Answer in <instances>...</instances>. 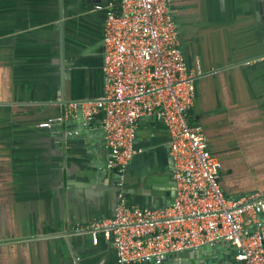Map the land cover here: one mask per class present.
Returning a JSON list of instances; mask_svg holds the SVG:
<instances>
[{
	"label": "crops",
	"instance_id": "crops-1",
	"mask_svg": "<svg viewBox=\"0 0 264 264\" xmlns=\"http://www.w3.org/2000/svg\"><path fill=\"white\" fill-rule=\"evenodd\" d=\"M109 1L62 0L61 71L59 0H0V264H118L110 241L74 231L115 212L100 115L87 124L79 109L66 114L69 103L103 93L105 12L95 4ZM169 6L188 67L204 72L188 121L203 127L221 162L224 193L264 192V0ZM58 113L51 128L40 126ZM133 145L131 170L145 171L149 189L129 200L165 206L174 189L166 128L141 118ZM228 247L194 259L171 254L163 264H235Z\"/></svg>",
	"mask_w": 264,
	"mask_h": 264
},
{
	"label": "built area",
	"instance_id": "built-area-1",
	"mask_svg": "<svg viewBox=\"0 0 264 264\" xmlns=\"http://www.w3.org/2000/svg\"><path fill=\"white\" fill-rule=\"evenodd\" d=\"M96 9L105 12L104 90L69 103L66 114L79 109L87 124L100 115L107 166L122 176L136 152L138 121L162 123L175 195L168 206L141 207L121 190L112 217L79 224L75 233H89L94 244L110 241L118 264H162L171 254L218 243L233 247L235 264H264V192L228 197L203 127L188 121L195 80L204 72L187 65L169 0H112Z\"/></svg>",
	"mask_w": 264,
	"mask_h": 264
},
{
	"label": "water",
	"instance_id": "water-1",
	"mask_svg": "<svg viewBox=\"0 0 264 264\" xmlns=\"http://www.w3.org/2000/svg\"><path fill=\"white\" fill-rule=\"evenodd\" d=\"M92 1V3H96L95 1L98 0H89ZM91 3V2H89ZM63 8H62V0H59V20H58V27H59V31H60V43H59V62H60V67H61V71L64 70L65 67V53H64V46H63V39H64V34H63V12H62ZM61 92H62V87H61ZM61 99H55L53 101H50L51 105H59L60 102H63V96L61 95L60 97ZM81 114V112H80ZM57 118H62V114L58 113L57 116H54ZM50 119H54V118H50ZM43 127V126H41ZM136 150V149H135ZM137 153V150L135 152V154ZM134 154V155H135ZM133 155V156H134ZM133 158V157H132ZM171 158V157H170ZM132 160V159H131ZM172 162V159H171ZM110 169V172L113 174V178L115 179V184H116V189L118 190V193L122 190L125 195L132 197L134 199V201L136 200H140V198L143 197L142 194H145L146 191L149 189V184L147 182V177L148 175L145 173V171L141 172V173H136L133 172L131 170V162L129 163L126 171L122 174L119 171H116L114 169ZM154 170H151L149 172V174H153ZM166 173H171L172 175V169H170V167H168L166 169ZM172 185L174 186L173 189V194L172 197L169 198L167 200V203L165 206H168L171 204L172 202V198L175 195V183L174 180L172 179ZM146 195V194H145ZM141 207H150L147 204L144 205H139ZM264 215V214H262ZM225 244V243H218L216 245L213 246H201L198 248H192V249H187L184 250L182 252L179 253H175V256L177 257V259L179 260H183V259H194L197 258L200 254H204V253H211V252H217L218 250L221 249V245ZM228 244H225V246H227ZM228 252L229 253H234L233 247L231 245H229L228 247ZM146 264H152V263H146ZM154 264V263H153ZM191 264H198L197 262L192 261Z\"/></svg>",
	"mask_w": 264,
	"mask_h": 264
},
{
	"label": "flooded vegetation",
	"instance_id": "flooded-vegetation-1",
	"mask_svg": "<svg viewBox=\"0 0 264 264\" xmlns=\"http://www.w3.org/2000/svg\"><path fill=\"white\" fill-rule=\"evenodd\" d=\"M97 10V9H96ZM165 262V261H164ZM163 264V263H162Z\"/></svg>",
	"mask_w": 264,
	"mask_h": 264
}]
</instances>
